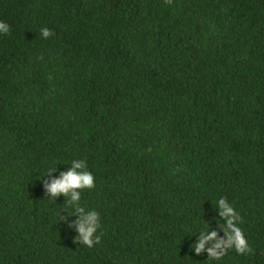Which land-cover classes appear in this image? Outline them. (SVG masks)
<instances>
[{"label": "trees", "instance_id": "1", "mask_svg": "<svg viewBox=\"0 0 264 264\" xmlns=\"http://www.w3.org/2000/svg\"><path fill=\"white\" fill-rule=\"evenodd\" d=\"M0 264H264V0H0Z\"/></svg>", "mask_w": 264, "mask_h": 264}]
</instances>
